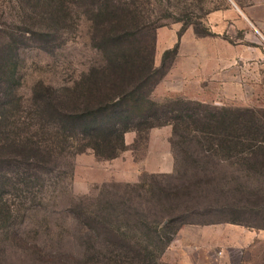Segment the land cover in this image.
Here are the masks:
<instances>
[{
	"label": "rangeland",
	"instance_id": "obj_1",
	"mask_svg": "<svg viewBox=\"0 0 264 264\" xmlns=\"http://www.w3.org/2000/svg\"><path fill=\"white\" fill-rule=\"evenodd\" d=\"M43 1L0 0V65L8 63L9 71V82L7 78V84L2 82L0 97L12 107L18 136L32 135L33 139L37 137L33 135L32 90L41 85L60 88L73 78L81 80L82 72L91 64L104 63L112 48L101 41L95 15L89 10L90 0H51L53 5H62L63 12L57 16L50 14ZM116 1L127 3L130 17L142 19L141 32L120 41H127L128 51L149 46L158 25H182L177 19L208 28L209 12L224 9L226 4V0ZM228 28L221 29L217 38L227 42L228 48L219 45L213 50L218 57L230 60L228 69L218 67V76L223 77L227 69L232 78L223 81L218 77L201 83V88L190 78L183 83L189 87L192 100L218 110L253 111L261 131L254 155L236 164L244 154L211 156L193 142L177 149L178 173L150 174V170L168 168L174 161L170 125L154 128L149 136L145 133L139 138L130 131L124 139L126 149L113 159H100L91 150L56 154L50 159V171L30 177L27 186L4 188L0 209L5 218L9 211V218L5 228L0 223V264H71L69 254L84 248L74 240L92 234L85 229L93 224L83 219L89 210L103 225L112 223L111 231L98 228L93 235L98 239L107 233L117 241L124 235L140 239L139 218L153 226L167 216L169 229L182 223L166 248L160 253L155 250L158 264H264V229L260 228L264 226V41L250 29L239 34ZM38 31H48L49 36ZM255 41L258 45L253 47ZM237 49L244 53L237 54ZM154 64L159 74V55H155ZM3 114L9 112L3 110ZM6 120L7 130L13 117ZM184 150L198 153L195 164L181 153ZM3 170L8 172L5 165ZM102 200L110 202V215L96 207ZM14 233L19 239H12ZM134 247L133 241L123 248L115 242L108 251L123 257L120 254L108 264H140L131 257ZM96 248L106 252L100 243Z\"/></svg>",
	"mask_w": 264,
	"mask_h": 264
},
{
	"label": "trees",
	"instance_id": "obj_2",
	"mask_svg": "<svg viewBox=\"0 0 264 264\" xmlns=\"http://www.w3.org/2000/svg\"><path fill=\"white\" fill-rule=\"evenodd\" d=\"M43 2L48 7L47 10L52 11L50 14H62V5L59 3L53 5L51 0ZM90 4L89 10L95 15L101 41L112 44V48L104 63L91 64L86 73L82 72L84 78L81 80L73 78L60 88L41 85L32 90L36 126L33 135L36 139H33L32 135L18 136L15 132L17 119L15 114L10 112L12 107L6 105L2 96L0 97V204L3 202L2 194L6 185L27 186L26 182L30 177L38 178L46 170H51L50 159L56 154L62 155L66 150L72 153L91 150L100 159L117 157L126 149L124 135L129 131L135 132L139 138L153 127L170 125V143L176 163L179 156L177 149L183 144L189 145L193 142L211 156L224 154L230 157L236 153L244 154V157L235 161L236 164L240 160L244 163L254 155L261 131L252 110H218L203 102L181 97L160 102L151 96L154 87L166 74L177 53L178 41L184 30L192 26L197 36H207L211 34L207 27L199 28L190 20L177 19L182 21L177 32L178 40L172 47L163 51L160 61L162 70L157 74L158 68L154 64L156 30L149 46L140 45L135 50L128 51L124 44L127 41H120L141 32L143 25L140 16L130 17L131 12L126 2L119 4L115 0H90ZM160 26L163 25H158L157 28ZM38 33L43 37L49 36L48 31ZM8 73V63L0 65V86L2 82L7 84L6 78L9 82ZM3 110L9 114L4 115ZM7 116L13 117V121L6 130L8 125L6 126L4 121H8ZM262 141L264 142V139ZM263 148L264 145L261 149ZM183 152L187 154L185 158L190 159L192 163L197 162L196 151H181ZM4 165L9 173L4 172ZM178 172L176 166L174 173ZM9 179L13 181L10 182ZM102 201L103 204L97 203L96 207L110 215V202ZM2 212L0 209V223L5 228L9 211L7 218ZM83 214L86 215L83 219H88L89 224H93L85 229L92 234L74 240L75 243L83 244L84 248L75 255L73 252L69 254L68 260L71 264H108V260L118 259L121 253L111 254L112 250L108 251L107 248L112 247L115 242L120 248L129 247L131 241L136 246L135 249L131 248L133 259L137 262L140 260V264H158L157 253L166 248L182 224L169 229L170 221L167 216L154 222L153 226L147 219L139 218L136 224L142 230L143 236L136 239L134 236L126 238L124 235L117 241L106 230L107 234L103 239L93 236L98 228L105 227L111 231L110 219L104 218L109 223L103 225L90 210ZM75 220H78L77 216ZM260 228L264 229V226ZM116 229L119 230L120 226H116ZM122 234H125V231H122ZM16 235H12L13 240L19 239ZM98 243L106 252L96 248Z\"/></svg>",
	"mask_w": 264,
	"mask_h": 264
},
{
	"label": "crops",
	"instance_id": "obj_3",
	"mask_svg": "<svg viewBox=\"0 0 264 264\" xmlns=\"http://www.w3.org/2000/svg\"><path fill=\"white\" fill-rule=\"evenodd\" d=\"M207 18L206 20L210 26L208 28L218 37H213V35L197 36L192 27L186 28L179 38L178 50L168 71L152 91L151 96L154 100L163 101L164 99L176 97L192 100L193 98L187 93L186 89L189 87L184 85L183 81L187 82L190 78L192 82H197L196 87H200L201 83L212 81L219 77L218 67H227L230 63L229 57L226 56L222 59L213 50L214 47L219 45L228 48L227 42L217 39L220 38L221 29L224 30L229 26V32H232L233 29L234 33L240 32L239 34H242L243 30L245 32L246 29H250L251 32H254L256 36L264 41V0H241L240 2L237 0H226L224 9H215L209 12ZM180 27L181 25H173L171 28L159 27L156 29L155 55H159V64L163 51L172 47L178 40L177 32ZM252 43L253 47L255 44L258 45V41ZM235 52L243 54L244 50L241 49L239 51L237 49ZM227 69L226 74L223 77H219V79L229 81L228 79L232 78V73H228ZM173 70H177L178 72L175 73ZM178 74L179 76H177ZM159 90H161V93ZM154 128L157 127L151 128L148 131V136L149 132ZM129 132H126L125 135ZM175 167L176 162L174 158V161L170 162L168 168L161 169L159 167V169L150 170L148 173L170 174L174 172Z\"/></svg>",
	"mask_w": 264,
	"mask_h": 264
}]
</instances>
